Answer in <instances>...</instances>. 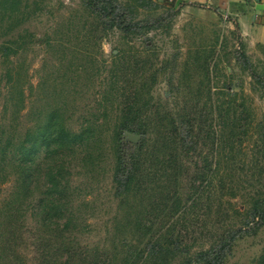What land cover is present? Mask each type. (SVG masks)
<instances>
[{
    "label": "rangeland",
    "instance_id": "1",
    "mask_svg": "<svg viewBox=\"0 0 264 264\" xmlns=\"http://www.w3.org/2000/svg\"><path fill=\"white\" fill-rule=\"evenodd\" d=\"M93 2L98 9L114 4L116 27L99 20L84 0H20V11L10 17L0 10V264L45 263L39 250L42 219L34 207L48 197L47 170L57 173L59 166L66 169L62 175L71 184L70 207L78 222L62 236L53 232L59 235L54 243L68 239L84 251L87 261L81 264H94V257L101 264L123 263L118 242L129 238L131 229L119 224L125 212L115 196L114 135L132 88L150 100L144 117L152 124L154 140L167 132L169 113L178 123L187 115L200 123L191 141L196 152L183 160L180 197L186 210L169 219L163 212L154 228L163 234L173 228L189 247L192 264H260L264 219L248 226L246 217L253 201L264 199L263 46L244 47L225 22L201 9L163 1ZM5 49H11L7 56ZM227 87L235 103L232 118L245 116L238 108L243 100L251 117L247 139H235V152L220 155L213 153L212 144L218 136L216 114L231 105ZM51 113L60 114L72 131L96 128L98 138L90 150L96 164L83 168L80 161L89 147L68 157L43 151L25 183L20 145ZM164 116L168 120L163 122ZM220 135L226 132L221 129ZM140 136L133 145L142 142ZM206 159L213 179L199 185L198 171H205ZM243 161L257 162L260 170L239 169ZM141 204L146 202L137 199L131 206L150 224L145 215L149 207ZM14 223L22 231L16 255L10 248L1 253ZM64 223L55 218L52 226L58 230Z\"/></svg>",
    "mask_w": 264,
    "mask_h": 264
},
{
    "label": "trees",
    "instance_id": "2",
    "mask_svg": "<svg viewBox=\"0 0 264 264\" xmlns=\"http://www.w3.org/2000/svg\"><path fill=\"white\" fill-rule=\"evenodd\" d=\"M140 2L154 4L150 0H140ZM84 4L95 10L99 20L105 21L111 28L117 26L115 15L117 9L113 3H109L102 9H98V5L93 0H84ZM19 8L20 0H0V10H3L2 13L4 12L3 14L8 17L18 13ZM10 52L11 49H5L6 56ZM224 90H226V96L230 98L231 105L228 104L225 110L223 109L225 107L219 109L220 114H216L218 128L215 129V133L218 136L214 138L212 150L214 154L219 151L220 155L222 153L232 155L237 146L235 139L238 138V142H244L248 137L246 128L250 126L251 115L247 112L243 100L238 103V108L243 109L245 116L240 115L238 119L232 118L230 112L235 106L231 100L233 95L228 91L229 87ZM146 94H150L149 91ZM125 105L126 108L122 110L121 121L114 135L116 166L113 182L115 196L124 206L120 209L125 212V216L119 221V224L124 225V228L131 229L130 237L125 239L123 237L118 242L122 249L120 255L124 257L121 264H174L177 261H179L178 264H192V260L189 258V247L183 244L182 238L173 228L169 227L163 234L164 231L160 227L158 229L154 227L163 212L169 219V217H174L186 210V207L182 206L180 197L181 181L186 172L183 160L196 152V143L191 141L196 139L193 132L196 128L200 129V123L198 124L195 117L193 121L188 115L184 117L185 121L182 118L181 123H178L173 117L174 115L169 113L170 120H168V116H164L162 119L163 122L168 120V125L165 127L167 132L160 134L154 140L151 136L152 124L146 120L147 117H144L150 100L145 99L143 91L140 92L132 88ZM62 121L60 114L51 113L47 116L43 127L37 129L35 133H29L24 143L20 145L18 163L21 168L20 174L25 183L30 180L32 165L43 151L51 156L64 154L68 157L71 156L68 153H74L77 156L75 152L78 149L89 147L87 152H82L83 157L80 161L84 164L83 168L96 164L95 152L90 151L91 144L98 138L96 128L88 126L79 131H72ZM221 129L226 132L224 137L220 135ZM126 133L139 134L144 138L138 146H135L130 141L128 142ZM217 141L220 142L218 148L216 147ZM243 162L238 166L241 170L247 167L249 169L252 167L256 173L260 170L257 162ZM211 167L212 164L208 159L204 160L203 169L205 171H198L196 184L204 185L212 181ZM216 169L217 167L213 168V170ZM65 170L63 166L58 167L57 173L54 168L47 170L45 178L47 185L50 186L46 193L48 197L41 200L40 207H34L40 211L42 219L43 242L39 250L42 258L45 259L44 264H77L78 261L81 264L87 261L84 259L85 252L79 251L68 239L59 245L54 243L59 235L62 236L66 232H70L71 226H75L78 222L77 217L72 215L73 211L70 207L73 202L70 199L72 198L71 184L62 175L63 172H66ZM60 177L66 182L62 181ZM137 199H140L142 203L146 202V205L141 204V207H149L145 215L147 219L148 215L151 217L147 220L150 221V224L145 223L142 212L136 211L135 207L131 206L132 201ZM160 207L165 208L160 211ZM11 210L7 211L10 216H12ZM247 214L248 216L245 217L248 226L253 223L259 225L258 222L264 219V199L253 201V206ZM55 218L65 221L58 230H56L57 227L52 226V221ZM21 232L18 231L15 224L14 230L10 231L5 240L6 244L4 243L1 253L10 248L13 255H16L15 248L18 245V240L22 238ZM53 232H57L59 235L55 236ZM2 234L0 233V237ZM64 256L66 259L61 261ZM94 258L96 259L94 264H101V260ZM260 264H264V256L261 258Z\"/></svg>",
    "mask_w": 264,
    "mask_h": 264
},
{
    "label": "crops",
    "instance_id": "3",
    "mask_svg": "<svg viewBox=\"0 0 264 264\" xmlns=\"http://www.w3.org/2000/svg\"><path fill=\"white\" fill-rule=\"evenodd\" d=\"M172 2L210 12L250 48L264 46V0H150ZM225 17L228 20L225 21Z\"/></svg>",
    "mask_w": 264,
    "mask_h": 264
},
{
    "label": "water",
    "instance_id": "4",
    "mask_svg": "<svg viewBox=\"0 0 264 264\" xmlns=\"http://www.w3.org/2000/svg\"><path fill=\"white\" fill-rule=\"evenodd\" d=\"M125 136H126V138L128 140H130L134 144H138V142L141 140V136L140 135H135V134H132V133H126Z\"/></svg>",
    "mask_w": 264,
    "mask_h": 264
},
{
    "label": "built area",
    "instance_id": "5",
    "mask_svg": "<svg viewBox=\"0 0 264 264\" xmlns=\"http://www.w3.org/2000/svg\"><path fill=\"white\" fill-rule=\"evenodd\" d=\"M228 20V17H225V21H227Z\"/></svg>",
    "mask_w": 264,
    "mask_h": 264
}]
</instances>
